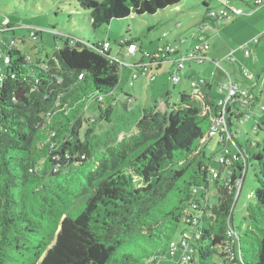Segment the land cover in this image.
<instances>
[{
  "label": "trees",
  "instance_id": "trees-1",
  "mask_svg": "<svg viewBox=\"0 0 264 264\" xmlns=\"http://www.w3.org/2000/svg\"><path fill=\"white\" fill-rule=\"evenodd\" d=\"M179 1L78 3L95 28ZM13 42L4 44L0 58V264H181L182 249L171 256L169 246L183 230L195 250L187 264H264V144L245 158L247 172L254 160L260 176L255 174L254 203L246 207L248 223L243 231L234 224L235 238L227 223L233 222L232 183L240 165L235 162L227 180L213 178L209 162L197 160L210 116L185 93L170 110L161 112L156 104L142 110L136 133L145 147L129 160L127 173L103 177L105 170L96 168L95 178L87 177L92 191L72 213L71 199L49 176L91 156L94 126L80 137L83 114L117 86L120 64L100 41L67 38L45 64ZM97 108L98 119L108 120L110 106ZM233 115L237 122L241 112ZM256 119L261 129L264 116ZM211 179L214 192L206 198Z\"/></svg>",
  "mask_w": 264,
  "mask_h": 264
},
{
  "label": "rangeland",
  "instance_id": "rangeland-1",
  "mask_svg": "<svg viewBox=\"0 0 264 264\" xmlns=\"http://www.w3.org/2000/svg\"><path fill=\"white\" fill-rule=\"evenodd\" d=\"M251 3L252 0H244L243 2L238 1L237 5L244 13L251 12L253 9L260 13L264 11V5L254 8ZM211 5L214 7L216 1L213 0ZM203 9V0H180L177 4L167 6L154 14H133L124 18L111 19L108 24L103 23L93 28L90 24L89 10L80 7L78 0H0V24L3 20H8L6 31L0 33L1 55L5 56L4 44L12 37L14 45L32 61H39L40 64H45L50 59L54 48L58 45L62 46L67 38L83 39L90 43L108 39L109 54L120 64L119 82L114 91L102 96L98 103L90 102L83 114L84 121H82L80 137H83L86 128L94 126L91 156L84 162L76 161L73 167H65L59 173L49 176L53 183L61 185L60 190L64 193L63 196L71 199L72 213H76L92 191L87 177L95 178L97 169L105 170L103 177L116 170L127 173L129 160L137 156L145 147L146 143H142L137 147L128 148L119 142L121 134L129 135L137 132L136 122L140 119L142 110L153 104L161 105L162 99L166 98L172 107L175 101L180 99L181 86L188 87L187 83L183 84L187 81L185 77L181 75L180 81L176 83L171 80L167 71L164 74L160 72L159 76L153 80H150L146 73L140 74L132 83L130 75L138 67L132 69L127 67L128 64H134L132 63L134 57L127 52L124 44L128 39H132L136 54L140 58L143 52L154 51L161 39L166 40L178 36L184 41L181 43V49L186 47L188 52L194 43L193 36L196 38L198 35V21ZM259 15L260 25L264 29V13ZM244 17L246 16L241 15L232 21L223 22L222 25L226 27L224 30L220 29L217 35L220 41L224 39L228 42L226 54L232 53L233 60H223V56L217 55L215 60H212L213 62L206 61L202 64L189 62L193 68V76L189 82L198 84L200 75L206 77L210 84L211 97L216 102L224 96L220 90L221 83L228 82L230 76L241 89L248 91L252 89L251 93L260 99V104H264V32L259 37L257 45H249L250 55L244 56L239 47L248 42V39L240 41L248 37L252 31V26L242 23L241 19ZM178 23L179 26H177ZM36 31V35H31ZM163 33L168 36L162 37ZM260 33L257 32L251 37ZM139 48L142 49L141 52ZM220 49L219 47L217 51ZM220 52L221 50L218 53ZM215 61H219V65ZM122 88L129 91L128 96H131V101L128 102V96L121 98ZM183 89L187 90V88ZM166 92H169L168 97ZM98 104L110 106L111 112L108 120L98 119V115H102L97 108ZM199 104L204 110L205 105L200 102ZM126 106L130 108L127 109ZM236 107L245 114L246 110L239 103ZM231 119V129L232 131L236 129L234 137L239 146L249 153L256 152L258 145L264 144V125L261 124V129H257L256 114H251L249 118L244 117L240 125L233 118ZM256 129L257 133H254ZM203 144L205 155L197 154V160L204 163L209 162L210 168L220 170L221 164L218 157L225 155V149L216 145L214 139ZM227 149L233 153L239 151L233 141L228 142ZM52 171L56 173L55 169ZM255 174L260 176L257 161L253 160L233 208V223L242 231L248 223L246 207L249 203H254V196L248 198L247 195L253 194L257 186ZM203 186H205L204 183ZM201 191L198 189V193ZM207 192L209 195L214 192L212 179ZM250 245L248 242L247 246ZM135 258L139 257L135 256ZM214 260L219 261L216 257ZM130 264H137V262ZM160 264H166V262Z\"/></svg>",
  "mask_w": 264,
  "mask_h": 264
},
{
  "label": "built area",
  "instance_id": "built-area-1",
  "mask_svg": "<svg viewBox=\"0 0 264 264\" xmlns=\"http://www.w3.org/2000/svg\"><path fill=\"white\" fill-rule=\"evenodd\" d=\"M252 7L254 6H262L264 5V0H252L251 3ZM243 13V10L241 8H229L227 6V1L223 0L222 5L217 9H211L207 11V17L212 19L213 22L218 25L222 21H229L234 19L236 16ZM8 23V20H3L0 24V33H3L6 31V25ZM31 35H34V32L31 33ZM260 35L253 37L249 42H246L242 44L239 49L243 53L244 56L250 55V43H257L259 40ZM196 43L194 41L193 46L191 47L190 51H186L185 53H179L178 54V48L176 44L174 43H163L159 45L155 52L152 54H147L149 57L148 64L147 63H140V64H134V66L137 65V69L134 70V72L131 74V80L133 81L137 78L139 74L146 73L150 80H153L155 78V74L149 70L150 61L160 59V58H167L170 57L169 60L172 64L171 72H170V78L173 82H178L181 79L180 71L184 68L186 62H197V63H203L207 59V51L209 49V44L204 36V34L200 31L198 35L195 38ZM99 45L102 48V51L107 52L109 51V42L108 39L101 40L99 42ZM127 52L129 54H133L135 52V46L133 44H129L127 47ZM3 57V55L0 54V58ZM227 58L229 60H233L232 53H230ZM217 65H219V61H215ZM132 67V68H133ZM4 79V68L3 65L0 64V84ZM193 91L192 96L195 98L197 97V100L200 101L202 105H205V109L207 111L201 108L203 111V114L208 113L210 116V123L209 126L204 134V136L201 139V144L206 142L208 139L211 138H218L221 142H225L228 144V142L233 141L239 151L237 153H233L230 149H227L226 144L223 145V149H225V155L219 156L218 161L220 162L223 169L221 170V173L219 170H214L211 168V173L213 178L221 177L222 179H230L232 168L235 166V162H237L240 165V170L238 171L237 176H235V179L233 180V187L235 188V199L240 194L241 186L245 180V176L247 174V165H246V156L248 154V151L246 149H242L235 141L233 136V131L230 128V106L237 100L244 110H246L245 114L241 112L239 108H237V111L239 113L241 112L240 118L237 120L238 124L240 125L242 121L245 118H249L252 114L251 111L254 108V101L255 97L254 94L251 93V91L246 89H241L239 85L232 81V79L229 77L228 82L222 83L220 86V90L224 91V96L215 104V107L212 111V107L210 103L206 100V96L204 94V81L201 79L199 80L198 84L193 82L192 83ZM102 97L98 99L100 101ZM131 101V97L128 99V102ZM240 105V106H241ZM200 106V104H199ZM256 118L258 116H264V104H260L258 107V112L255 113ZM208 191V190H207ZM206 191L205 197L208 198L210 195ZM253 194L249 193L247 195L248 198H250ZM199 206L198 203L193 202L192 207L197 208ZM227 230L228 235L230 238H235L236 232L234 229V223L230 224V222L227 223ZM191 242V235L187 230H183L181 234L179 235L177 240H173L170 242V255L176 254V251L178 248H181L182 254H181V264H187L191 261V258L193 254H195V250H193L190 247ZM173 264V263H172Z\"/></svg>",
  "mask_w": 264,
  "mask_h": 264
},
{
  "label": "crops",
  "instance_id": "crops-1",
  "mask_svg": "<svg viewBox=\"0 0 264 264\" xmlns=\"http://www.w3.org/2000/svg\"><path fill=\"white\" fill-rule=\"evenodd\" d=\"M213 0H203V4H204V9H203V11L201 12V15H200V17H199V21H198V33L201 31L203 34H204V36H205V38H206V40H207V42H208V44H209V49H208V51H207V59L205 60V61H203V63H205L206 61H210V62H213L212 60H215V58H216V56L217 55H221V56H223L224 57V59L223 60H225V59H228L227 58V54H226V50H227V47H228V42L227 41H225L224 39H222V41H220L218 38H217V35H218V32H219V30L221 29V30H224L225 29V27L226 26H224V25H222V23L223 22H228V21H222L220 24H218V25H216L214 22H213V20L212 19H210V18H208L207 17V11L208 10H211V9H213V8H219L221 5H222V1L223 0H215L216 1V5L214 6V7H212V5H211V2H212ZM227 1V6L229 7V8H233V7H235V8H240L238 5H237V3H238V1H241V2H243L244 0H235V2H231V0H226ZM175 10H177V8H175ZM255 9H253V10H251V12H248V13H242V14H240V15H238V16H241V15H245L246 17H244L243 19H241V21H242V23H244V24H247V25H250V26H252V31H251V33H250V35L248 36V37H246L245 39H243L242 41H240V42H243L244 40H246V39H248L247 41L249 42L253 37H251V36H253L254 34H256L257 32H261L259 35L261 36L262 35V32H264V29H263V27L260 25V23H261V19H259L258 17L260 16L259 14H263L264 13V11L262 12V13H260V12H258V11H254ZM180 11V10H179ZM178 11V12H179ZM238 16H236V17H238ZM235 17V18H236ZM257 18V19H256ZM233 20V19H232ZM232 20H229V21H232ZM178 22V21H177ZM177 26H179V23L177 24ZM166 36H168L166 33H163V35H162V37H165L166 38ZM258 36V35H257ZM251 37V38H250ZM255 37V36H254ZM132 41V39H129V41ZM192 40L193 41H195V37L193 36V38H192ZM209 40H211V42L209 43ZM182 42H184V41H182V40H180V38L178 37V36H176V37H172L171 39L169 38V39H166V40H163V39H161L158 43H157V46H156V49H157V47L159 46V45H161V44H163V43H174V44H176V46H177V48H178V54L179 53H185L186 51H187V48L186 47H184V49H181V47H182ZM258 43V42H257ZM257 43H250V44H254V45H257ZM130 43H126V44H124L125 46H126V48L128 47V45H129ZM194 44V43H193ZM134 45V44H133ZM135 46V45H134ZM221 48L220 50H221V52L220 53H218L219 51H217V49L218 48ZM250 47V46H249ZM142 48V47H141ZM141 48H139V52H141ZM156 49L154 50V51H152L151 53H149V52H143V54H142V56L140 57V58H138V54H136V50H135V52L133 53V54H130V55H132L133 57H134V59H133V61H132V63H134V64H140V63H147L148 64V61H149V57H148V55L147 54H152L153 52H155L156 51ZM169 58L170 57H167V58H160V59H156V60H152V61H150L151 63H150V65H149V70H151L154 74H155V78L156 77H158L159 76V74H160V72L161 73H163L164 74V72H168V74H169V77H170V70H171V68H172V64H171V62H170V60H169ZM190 63H192L193 64V62H190ZM190 63L189 62H186V64H185V66H184V68L183 69H181V71H180V75H182V77H185V80H187L186 82H183V84L184 83H187L188 84V87L187 86H181V91H179L180 93H179V97H180V94L181 93H186V94H188V95H190V93H191V99H192V101L194 102V103H196L198 106H199V100H197V97L195 98L194 96H192V91H193V87H192V84L190 83L191 82V79L190 78H192V72H193V68L190 66ZM133 64V65H134ZM195 64V63H194ZM202 64V63H201ZM133 65H130V64H128L127 65V67H130V69H132V67H133ZM135 67H137V65L136 66H134L133 68H135ZM158 69L160 70L159 72H158ZM243 69V68H242ZM134 72V71H133ZM132 72V73H133ZM182 72H183V74H182ZM131 73V74H132ZM143 74V73H142ZM140 75V74H139ZM138 75V76H139ZM138 76H137V78H138ZM230 77V76H229ZM130 78H131V75H130ZM136 78V79H137ZM154 78V79H155ZM200 80L202 79L204 82H205V85H208V88H204V94H205V96H206V100L208 101V102H210V105H211V107H212V111H213V109H214V107H215V104L217 103L215 100H213L212 99V97H211V94H210V84L207 82V80H206V77H204L203 75H200ZM231 78V77H230ZM135 79V80H136ZM180 81V80H179ZM178 81V82H179ZM190 81V82H189ZM177 83V82H176ZM222 83H225V82H222ZM221 83V84H222ZM240 87V86H239ZM183 88H187V90H184ZM241 88V87H240ZM251 88V87H250ZM115 89V88H114ZM114 89H113V91H114ZM188 89H190V90H188ZM112 91V92H113ZM127 89L126 90H124L123 88H122V90H121V98L122 99H124L123 97H125V96H128V93H129V91H127ZM250 91H252V89L250 90ZM222 93H224V91H222ZM126 94V95H125ZM122 95H124V96H122ZM166 95H167V97H168V95H169V92H166ZM131 96H128V99L130 98ZM254 97H255V101L253 102L254 103V108H253V110L251 111V113L253 114V113H257L258 112V107H259V105H260V99L257 97V96H255L254 95ZM124 101V100H123ZM179 101H180V99H178V100H176L175 102L176 103H174L173 104V106H176V105H178L179 104ZM124 103V102H123ZM237 103H239L237 100L230 106V116H229V120H230V128H232V119L231 118H233L234 120H235V122H236V119H235V117H234V113H239V111H237V107H236V104ZM240 104V103H239ZM241 105V104H240ZM172 106V107H173ZM101 107H105L104 105H102ZM171 106H170V103H169V101H168V98H166V99H162V103H161V105H158L157 106V109L159 110V111H161V112H163V111H165V110H170L171 108H172ZM241 107H242V105H241ZM126 108H127V106H126ZM130 108V107H129ZM129 108H127V109H129ZM245 109V108H244ZM257 122H258V120L256 119V124H257ZM236 130V129H235ZM235 130L233 131V136H234V134H235ZM214 139V141H215V144L216 145H218V146H220L221 148L223 147V145H225L226 143L225 142H221L218 138H211V139H208L207 141H210V140H213ZM234 141L237 143V141H236V139H235V137H234ZM119 142L120 143H122L123 145L122 146H124V147H128V148H133V147H137V146H139L140 144H141V138H140V136H138L137 135V133L136 132H133V133H131V134H129V135H126V134H121L120 136H119ZM238 144V143H237ZM228 144H226V146H227ZM239 145V144H238ZM203 147H204V144H201L200 145V147L198 148V150H197V152H196V154H199L200 155V153H201V156H204L205 155V152H204V150H203Z\"/></svg>",
  "mask_w": 264,
  "mask_h": 264
}]
</instances>
